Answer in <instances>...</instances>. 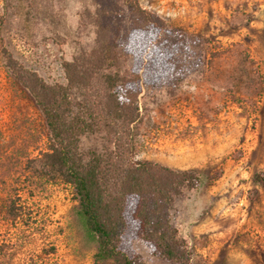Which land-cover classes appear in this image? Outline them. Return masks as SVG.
Here are the masks:
<instances>
[{
    "label": "rangeland",
    "instance_id": "obj_1",
    "mask_svg": "<svg viewBox=\"0 0 264 264\" xmlns=\"http://www.w3.org/2000/svg\"><path fill=\"white\" fill-rule=\"evenodd\" d=\"M140 1L206 39L178 52L181 82L144 84L137 155L203 172L172 211L196 264H264V0ZM128 20L120 0H0V264H107L73 187L36 171L49 129L7 58L65 83L63 62L98 46L97 23L119 42ZM134 246L149 264H174Z\"/></svg>",
    "mask_w": 264,
    "mask_h": 264
},
{
    "label": "trees",
    "instance_id": "obj_2",
    "mask_svg": "<svg viewBox=\"0 0 264 264\" xmlns=\"http://www.w3.org/2000/svg\"><path fill=\"white\" fill-rule=\"evenodd\" d=\"M120 1L129 20L119 42L109 39L110 26L98 22V46L63 62L65 83L48 82L8 55L12 75L34 98L49 129L48 147L35 157L36 171L73 187L79 218L97 243L96 260L149 264L134 246L140 239L153 255L196 264L172 211L178 197L200 186L203 172L141 158L135 140L144 84L181 82L178 52L201 47L206 38L169 24L140 0ZM117 45L130 65L117 61Z\"/></svg>",
    "mask_w": 264,
    "mask_h": 264
}]
</instances>
